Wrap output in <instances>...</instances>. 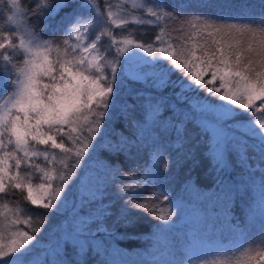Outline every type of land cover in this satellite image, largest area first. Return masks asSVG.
I'll use <instances>...</instances> for the list:
<instances>
[{
  "label": "snow or ice",
  "instance_id": "snow-or-ice-1",
  "mask_svg": "<svg viewBox=\"0 0 264 264\" xmlns=\"http://www.w3.org/2000/svg\"><path fill=\"white\" fill-rule=\"evenodd\" d=\"M72 4L76 8L65 13L69 22L63 27V39H44L43 32L52 27L49 21ZM34 16L45 21L44 29H36ZM0 19H6V27L0 25V92L4 93L0 97L4 101L0 103V200H7L2 207L11 213L0 211V264H31L47 222L35 228L33 218L48 217L65 205L72 184L79 182L83 168L109 136L111 142L105 149L109 157L131 158L132 149L138 151L147 143L151 132L174 134L170 146L179 152L184 148L187 125L211 119L217 141L206 149L215 153L216 163L209 158V165L224 173L231 162L227 157L233 155L238 166L248 170L247 180L240 181L243 194L251 200L250 185L258 181L264 202V13L251 18L202 13L182 16L168 0H120L116 5L106 3L104 10L98 0H28L27 6L25 0H0ZM169 20L178 27L170 30L164 23ZM130 24L159 31L150 41L132 35L118 40L114 30H126ZM133 60L136 66L125 70L124 65ZM176 73L180 76L173 79ZM122 82L151 89L131 92L139 101V116L135 103L129 106L119 100ZM168 89L173 90L171 98ZM200 92L215 99H204ZM125 112L131 113L123 117L128 135L113 121L114 113L123 116ZM166 151L152 139L149 160L139 171L116 168L121 179L115 191L122 203L115 213L112 202H104L111 185L98 176L94 194L82 196L80 210L74 213L77 234L103 231L111 238L114 230L107 219L115 216L114 224L127 228L136 222L133 214L137 212L159 220L157 228L171 227L178 212L157 215L160 209L153 203L160 196L169 200L161 190L172 165L171 157L165 158ZM250 151L259 163H251ZM41 158L43 168L37 162ZM186 158L191 159V153ZM22 167L28 171L22 172ZM36 180L41 182L35 184ZM22 189L32 207L10 198L14 190ZM235 191L239 196L240 188ZM85 200L88 206L95 205L87 213L83 211ZM37 208L47 212H36ZM243 223L234 225L235 242L230 247L199 264H264V208L258 216L253 213L250 224L242 228ZM256 223L259 229L249 232ZM74 239L77 236L69 233V240ZM70 248L80 255V249L66 240L63 256L56 251L52 260L46 257L36 264H80L68 256ZM92 250L89 245L83 264ZM103 251L110 254L107 247ZM155 264L180 262L161 258Z\"/></svg>",
  "mask_w": 264,
  "mask_h": 264
},
{
  "label": "trees",
  "instance_id": "trees-1",
  "mask_svg": "<svg viewBox=\"0 0 264 264\" xmlns=\"http://www.w3.org/2000/svg\"><path fill=\"white\" fill-rule=\"evenodd\" d=\"M27 3L28 0H25L26 6ZM106 3L118 4L114 1L98 0L101 10H104ZM168 3L182 16L202 13L205 15L248 16L251 18L264 13V0H168ZM69 10L70 8L62 9L54 20L49 21L52 27L43 32L44 39L62 40V30L67 24V17H64ZM6 15L5 7L4 16L6 17ZM136 15H141V13L137 11ZM32 23L37 30L44 29L45 21L43 19L34 16ZM164 23L170 30L178 27L177 22L169 20ZM0 25L6 27V19H0ZM114 31L118 33L116 37L118 40L127 35H132L139 40L150 41L154 39L159 29L149 25L130 24L126 30L115 29ZM172 35L176 36L178 33L173 32ZM106 42L110 43L108 40ZM136 58L141 59L140 57ZM165 63L168 62L165 61ZM136 64L137 61H129L124 65V69L130 70L129 67H135ZM179 76L180 73H176L173 79H177ZM133 90L149 92L151 89H145L140 84L130 85L128 82H122L119 100L127 102L129 106L135 103L137 105L136 115L139 116L141 114L139 101H136L131 95ZM172 91V89L167 90V95L170 98ZM3 96L4 93L0 92V97ZM199 96L209 100L215 99L214 97H207L204 92H200ZM3 102V99H0V103ZM130 115V112L123 113V116L119 113L113 115L115 127L124 131L125 135L129 134V129L123 117ZM238 118L246 119L247 117L240 116ZM148 119L151 121L152 116L150 115ZM150 136L151 138L147 140V143H142L138 151L135 148L132 149L133 155L129 159H125L124 156H108L105 149L111 142L109 136L83 168L79 182L72 184L65 205L59 211H53L48 217L33 218V227L35 228L41 227V224L47 220L40 233V243L31 255L34 264L44 261L46 257L52 260L56 251H59L60 255L63 256L66 240L73 247L80 249V255H76L71 248L68 250V256L80 264H83V254L88 250L89 245L92 246L93 250L87 256V264H101V261H104L105 264L108 262L109 264H155L161 258L179 261L180 264H197L200 255H203L204 259L211 258L218 250L230 247L235 242L234 225L243 221L244 223L241 225L243 228L244 225L250 224L253 213L258 216L261 209L264 208V202L260 198L258 181L256 185H250L251 200L243 194L240 181L242 179L247 180L248 170L239 167L233 155H228L227 159L231 162L224 173L218 170L214 171L209 165V158H211L213 165L216 163L214 154L206 151L211 147V136L195 120L187 125L184 148L179 152L170 146L174 134L163 133L159 135L156 132H151ZM152 139H156L162 145V149L167 150L165 158L171 157L172 161L171 168L167 172L165 187L161 189L169 196V200L164 201L163 197L160 196L159 201H153V203L158 204L160 209L157 215L169 210L178 212L177 216L172 217L174 223L171 227L157 228L156 225L161 223L159 220L146 213L137 212L133 214L136 217V222L127 228L114 224L115 216L109 217L106 223L110 229L114 230V235L111 238L103 231L100 234L95 231L77 234V219H74V213L80 210L82 203L80 198L82 196L90 198L94 194L98 184V176L101 179H106L111 186L108 188L104 202L111 201L115 213L122 203V201L117 200L115 191L116 187L120 186L121 179L116 176V168L123 167L125 171L129 169L139 171L149 160ZM189 153H191V159L186 158ZM249 155L253 156L251 163H259L252 151L249 152ZM194 161H199V163H194ZM37 162L42 168L46 166L41 159ZM71 162H74V158L69 161V163ZM112 164L116 167H111ZM56 166L59 167V165ZM238 187L240 188L239 196L235 191ZM186 190L191 195L186 196L184 193ZM10 198L26 202L28 207H32L30 202H27V196L23 189L14 190V195ZM5 203L7 200H0V211H4L10 216L11 213L8 209L2 207ZM83 203H85L83 209L85 213L92 211L95 207V205L88 206L86 200ZM73 205H75V209ZM249 205H251V212ZM8 208L14 210V205L9 204ZM36 212L43 213L47 210L37 208ZM24 218L27 217H22V219ZM2 219L3 217H0V220ZM20 227L25 226L21 225ZM258 229L259 223H256L255 228L249 227L248 231L255 232ZM69 233L77 236V239L69 240ZM105 247L108 248L109 255L104 254L103 249ZM97 252L100 254L97 255Z\"/></svg>",
  "mask_w": 264,
  "mask_h": 264
},
{
  "label": "rangeland",
  "instance_id": "rangeland-1",
  "mask_svg": "<svg viewBox=\"0 0 264 264\" xmlns=\"http://www.w3.org/2000/svg\"><path fill=\"white\" fill-rule=\"evenodd\" d=\"M108 1H110V2H112V1H114V2H116V3H119L120 2V0H108ZM77 2H79V0H77ZM125 6H127V7H129L130 8V5H125ZM106 7V6H105ZM73 8H76V4H72L71 5V7H70V10L69 11H71ZM115 10V9H114ZM68 11V12H69ZM6 12H7V8H6ZM64 18H66V16L64 17ZM63 18V19H64ZM129 19H131V17H129ZM66 21H67V23L69 22V20H68V17L66 18ZM63 39V38H62ZM73 40L75 39L74 37L72 38ZM50 40V39H49ZM108 39H107V37H106V39H105V41H107ZM58 41V40H57ZM108 42H110V41H108ZM136 60H139V59H137V58H135ZM130 69L131 68H134V67H129ZM149 117H150V115H149ZM199 125H200V127H202L203 129H205L208 133H209V136H211V143L212 144H210L211 145V147L212 146H214L215 144H216V141H217V132H216V129H215V126L213 125V121L211 120V119H207V120H203V119H197V120H195ZM57 151V155H59V152H58V150H56ZM211 154H214L215 155V153H213V152H210ZM213 156V155H212ZM215 159V158H214ZM41 160L43 161V159L41 158ZM21 171L23 172V171H28V169L26 168V167H22V169H21ZM41 181H39V180H36L34 183L35 184H38V183H40ZM54 183H58V182H54ZM191 189H193V188H191ZM24 192H25V194H26V190H24ZM185 194H186V196H189V195H191V193H187V190L184 192ZM198 193V192H197ZM26 196H27V194H26ZM5 243H7L8 242V233H5V241H4ZM204 259V256L203 255H200L199 256V258H198V260H197V264H199V261H201V260H203ZM31 264H34V261L33 260H31Z\"/></svg>",
  "mask_w": 264,
  "mask_h": 264
}]
</instances>
